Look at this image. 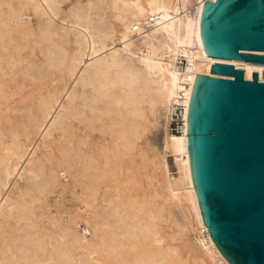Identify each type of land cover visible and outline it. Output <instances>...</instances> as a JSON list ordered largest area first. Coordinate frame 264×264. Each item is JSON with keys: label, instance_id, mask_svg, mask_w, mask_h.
I'll return each instance as SVG.
<instances>
[{"label": "bare ground", "instance_id": "6f19581e", "mask_svg": "<svg viewBox=\"0 0 264 264\" xmlns=\"http://www.w3.org/2000/svg\"><path fill=\"white\" fill-rule=\"evenodd\" d=\"M204 1L18 0L15 7L7 0V7L0 8V44L5 50L0 53V72L6 64L19 62L28 79L20 84L22 90L0 82V131L14 135L16 145L13 157L9 149L0 153V187L20 174L26 162L42 188L58 181L59 172L73 179L81 175L84 200L93 202V208L83 210L84 228L92 235L83 239L76 229L81 220L69 215L64 224L68 240L61 243L75 241L113 257L99 261L86 256L85 264H180L164 223L165 207L172 200L188 203L198 225L200 244L189 249L205 254L210 264H229L211 238L195 192L186 140L188 106L195 74H211L213 62L243 68L246 78L253 71L262 78L264 62L204 54L198 31ZM28 7L38 17L36 25L27 20ZM115 39L120 48L113 44ZM36 45L40 59L32 58ZM22 46L31 48L27 58L38 74L28 71V61L18 51ZM183 59L189 66H183ZM174 102H183L186 108L181 132L168 129ZM159 105L166 109L163 147L177 169L172 175L166 155L150 148L146 139L158 120ZM31 125L35 133L29 136ZM64 128L66 140L45 167L37 149L45 144V136ZM111 157H116L115 164ZM123 164L129 174L125 179L116 176L119 184L131 182L134 168L140 166L153 188L135 194L123 192L114 182L102 198L107 207H96L98 184L110 174L109 165ZM162 178L166 181L159 184ZM5 198L0 188L1 264L9 260L1 244ZM28 211L19 213L28 217ZM59 254L63 264L67 250L61 248Z\"/></svg>", "mask_w": 264, "mask_h": 264}, {"label": "water", "instance_id": "95a60500", "mask_svg": "<svg viewBox=\"0 0 264 264\" xmlns=\"http://www.w3.org/2000/svg\"><path fill=\"white\" fill-rule=\"evenodd\" d=\"M204 54L264 62V0H205ZM248 50V51H247ZM195 74L187 150L202 218L229 264H264V69Z\"/></svg>", "mask_w": 264, "mask_h": 264}, {"label": "rangeland", "instance_id": "374dc122", "mask_svg": "<svg viewBox=\"0 0 264 264\" xmlns=\"http://www.w3.org/2000/svg\"><path fill=\"white\" fill-rule=\"evenodd\" d=\"M6 1L7 0H0V8L7 7ZM67 1L70 2L71 0ZM11 3H13L15 7H19L18 0H11ZM25 11L28 15L27 20L31 23V25H36L38 17L29 7L26 8ZM134 41H137V38H134ZM119 43L120 40L115 39L113 44L120 48ZM14 49L15 48H12L11 51H14ZM18 51L21 56L24 57L23 61H28V71L38 74L37 67L27 58V55L31 52V48L29 46H22ZM4 52L5 50L0 44V53L4 54ZM32 53V58H41V53L37 45L33 49ZM124 54H126V50H122L121 56L124 57ZM8 56L9 55L7 53L6 57ZM6 61L7 60L4 58L2 59V62L4 63L3 65L6 64ZM130 61L133 64L138 63L135 57H132ZM182 64L184 67L189 66L186 59H183ZM21 66L22 65L19 62H15L12 67L7 64L5 65L3 71L0 72V82L4 83L2 84L3 86L6 84V86L8 85L12 88L22 90L20 84H22V82H28V79L25 78V73L21 70ZM117 85H120V83H117ZM166 120L167 115L165 106L159 105L158 120L151 126L146 135V139L150 148L158 151L160 154L164 153L166 155L169 162L170 173L171 168L174 166L173 157L169 154L168 150L165 152L163 147ZM66 131L67 130L65 128L60 129L44 137L45 144L42 145L41 143L36 154L38 158L42 160L45 167H48L51 164L52 159H49L48 157L50 156L54 158L58 152L56 150L57 147H60L65 142ZM34 133V127L31 125L29 136ZM24 139L25 142L28 141L27 137ZM5 149H9L11 151V157L14 156L13 151L16 149L14 135L5 131H0V153H3ZM18 154H20V152H18ZM115 158L116 157L110 158L112 163ZM28 166L29 164L26 162L20 174H16L11 178L10 183L0 187L1 191H4L6 194L4 203L6 216L1 218L2 253L9 256V260H7L6 263L62 264V258L59 254L61 248H65L67 250V255L63 257V264H85L86 256L92 260H112V255H100L96 250L89 251L84 244H79L75 241H71L70 243L64 245L61 243V241H65L66 239L68 240L64 224H66V221L69 220L66 217L68 216V218H70L69 215H74L75 218H79L81 220V223L76 225V229L83 239H87L92 235L85 234L80 225H86L83 214L88 211L89 208H93L92 201L87 202L84 200V193L86 195V192L81 181V175H77L75 179H73L70 175L68 177V173L59 172L58 181L53 180L47 187L42 188L38 186L36 181H34V179L30 176ZM109 167L110 171L112 170L111 172L109 171L110 174L108 173L109 175L107 174L108 176L102 179L103 181L101 180V184L99 181L97 182L99 183V189H97L96 193V207L103 206V208H106L107 202L106 200H102V198L107 196V190L110 189L109 187L112 188L114 182L119 184L116 176L120 179H125L126 175L129 174L124 164L121 166L109 165ZM134 169L135 172L132 176L131 182L126 184L122 183V185L119 184L121 190L126 192V190L129 189L135 194L148 192V190L153 188L154 184H150L149 180H147L143 173L144 169L142 171L140 166L137 167L139 171H137L136 167ZM161 181L162 182H159V184H163L164 181H166V178H162ZM85 209L86 211L83 213V210ZM20 210H30L28 211L29 216L26 217V215H21L19 213ZM164 212L165 214L167 213L164 223L166 224L168 240L171 241V243L178 250V254L181 258L179 263L210 264L205 254H200L198 251L189 249V245L194 244L198 246L197 244H200V235L198 233V225L188 203L184 200H172L166 205ZM52 215H54L55 219ZM31 222L35 223L36 226H31ZM134 226L137 227L136 224ZM171 235H173L172 238H170Z\"/></svg>", "mask_w": 264, "mask_h": 264}, {"label": "built area", "instance_id": "2783aa9c", "mask_svg": "<svg viewBox=\"0 0 264 264\" xmlns=\"http://www.w3.org/2000/svg\"><path fill=\"white\" fill-rule=\"evenodd\" d=\"M261 79V78H260ZM185 105L183 102H174L171 105L169 114H168V129L171 132H181L186 126V120L184 118ZM177 169L175 165L171 168L170 173L175 174ZM82 231L85 234H89L87 228H84V224H80Z\"/></svg>", "mask_w": 264, "mask_h": 264}]
</instances>
